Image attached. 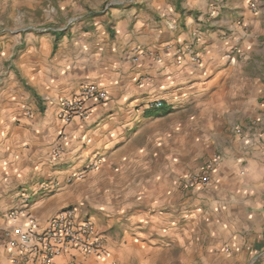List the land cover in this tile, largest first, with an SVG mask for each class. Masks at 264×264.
Returning a JSON list of instances; mask_svg holds the SVG:
<instances>
[{
    "label": "crops",
    "instance_id": "1",
    "mask_svg": "<svg viewBox=\"0 0 264 264\" xmlns=\"http://www.w3.org/2000/svg\"><path fill=\"white\" fill-rule=\"evenodd\" d=\"M99 1L65 0L79 19L0 35V229L23 189L39 228L75 206L103 235L106 253L73 252L76 264H264V0L87 10ZM88 83L106 99L65 123L59 100ZM165 138L182 141L178 157ZM214 157L210 183L179 189Z\"/></svg>",
    "mask_w": 264,
    "mask_h": 264
},
{
    "label": "built area",
    "instance_id": "2",
    "mask_svg": "<svg viewBox=\"0 0 264 264\" xmlns=\"http://www.w3.org/2000/svg\"><path fill=\"white\" fill-rule=\"evenodd\" d=\"M255 7V6H254ZM106 92L93 83L81 87L78 95L59 100V117L65 123L74 117L86 118L89 110L86 102L104 101ZM161 107L162 102L154 104ZM217 158L206 162L205 169L193 171L181 178L184 189L205 186L211 181ZM42 188L50 184L44 182ZM20 202L5 218L2 248L14 264H55L57 256L68 255L63 264H76L73 252L103 255L106 253L103 235L88 218H82L75 206H67L51 216L46 226L39 228L34 216L28 213L30 196L25 190L19 192Z\"/></svg>",
    "mask_w": 264,
    "mask_h": 264
},
{
    "label": "rangeland",
    "instance_id": "3",
    "mask_svg": "<svg viewBox=\"0 0 264 264\" xmlns=\"http://www.w3.org/2000/svg\"><path fill=\"white\" fill-rule=\"evenodd\" d=\"M76 1V0H75ZM112 0H101L100 4L97 6H92L87 10L92 12L94 10H102L105 6H112L110 4ZM115 1V0H113ZM65 0H0V35L7 34L9 30L14 31L15 33L24 34L27 31L31 30V28L37 27H46L50 24H55L57 26L65 25L71 18L77 17L83 13L78 9L80 6H62ZM109 3V4H108ZM17 28H22V31H17ZM264 41V40H263ZM251 68V65H248ZM6 70V64L0 59V78H3V71ZM252 77V76H251ZM254 80L251 78V84L253 85ZM264 83V82H263ZM259 95V100H264V90L262 94ZM231 106L228 107L227 110H230ZM195 110H199L198 107H191L188 109L189 113H193ZM184 116L183 114H174V118L178 119ZM173 118V119H174ZM167 123L171 122V120L166 119ZM192 140L187 141V144H190ZM181 140H175L170 138H165V153L167 151L172 150L174 153L173 157H178V151L174 149L177 145L181 146ZM174 147V148H173ZM209 150V148H208ZM185 156V157H183ZM167 158V157H166ZM181 161H187L188 155H181L179 157ZM194 161V160H193ZM198 160H195V162ZM181 163V162H180ZM178 162L175 163L180 164ZM166 168V163H165ZM195 169H190V171ZM189 170H186L187 172ZM183 171V173H185ZM168 171L165 169V175ZM182 173V172H180ZM167 177V176H166ZM181 178V177H180ZM179 178V179H180ZM179 185V182L177 183ZM179 189L186 191L188 189L182 188L180 185ZM190 190V189H189ZM165 190V196H171V194L167 193ZM3 230L0 229V252L1 245L4 240ZM255 255V254H254ZM260 257L255 258L254 260L247 261L245 264H255L256 260ZM0 264H3V260L0 253Z\"/></svg>",
    "mask_w": 264,
    "mask_h": 264
}]
</instances>
